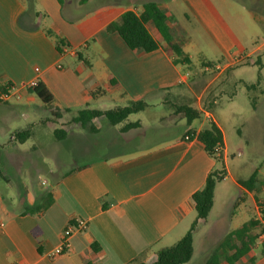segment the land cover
<instances>
[{"label": "crops", "instance_id": "0c3cea01", "mask_svg": "<svg viewBox=\"0 0 264 264\" xmlns=\"http://www.w3.org/2000/svg\"><path fill=\"white\" fill-rule=\"evenodd\" d=\"M147 1L157 3L173 19L172 29L180 28L181 24L176 21L175 11L172 12L168 1L180 3L185 11L182 16L196 23L199 36H204L211 44L212 54L193 50L191 43L180 39L181 48L191 61L190 68L185 69L174 64L162 38L150 23L146 28L159 45L150 53L132 51L116 33L106 32V26L123 12L139 13L141 4ZM223 1L125 0L124 8L118 9L120 1L105 0L84 15L76 7L65 5L64 0H0V90L11 85L18 89L20 99L26 101V109H43L45 116L34 129L41 135L45 129L64 130V139L53 138L62 143L71 139L66 147L69 153L83 146L84 135H95L103 129L112 134L98 151L88 138L87 151L101 154L78 157V162L64 174L48 181H40V175L36 174L31 190L18 187L17 195H12L13 186L5 170L28 162L24 151L18 148L26 141L18 143L13 135L31 130L30 137L40 136L32 130L36 122L28 126L20 124L22 115L14 112L22 108L11 105V100L0 102L10 110L9 119L15 124L11 133L8 130L11 124L0 132V264H128L135 259L152 264L157 251L174 245L194 222L192 195L202 189L211 172L223 170V179L215 185L214 206L216 188L228 179L230 170L226 163L229 148L224 121L212 111V106L225 93L227 85L243 88L247 99L243 107L232 103L230 116L235 120L244 123L246 119L249 123L264 104L263 66L259 58L256 62L251 59L259 56L264 46L247 50L242 41L232 36L223 24V15H219L222 21L216 14ZM230 1L235 4L238 0ZM89 2L79 0L77 3L84 6ZM62 47L67 48L66 54L60 53ZM194 55L198 58L195 63ZM199 62L203 67L208 63L222 67L213 80L216 81V97L208 110L193 107L201 111L197 123L184 121L181 130L173 136L144 147L137 145L146 136L145 123L137 117L140 112L131 115L136 116L134 121L121 123L124 125L111 126L103 117L94 119L95 132L71 122L76 113L86 107L107 111L100 108V104L109 95L126 104L143 101L146 108L162 105L161 94L180 85L187 86L191 81L189 71ZM255 64L259 67L261 83L248 89L257 80L252 71ZM35 79L38 87L51 96V109L34 93L22 88ZM250 92H255L256 96H251ZM52 112L60 119L45 124L44 120L52 119ZM130 123L138 127L123 131L125 124ZM209 123L222 132V170H216V160L195 137L184 139L189 136L188 132L197 133ZM129 142L134 145L124 149L123 144ZM113 144L115 152L106 153L105 149ZM42 164L52 175L48 165ZM253 173L257 174V180L249 189L240 185L245 180H233L239 194L227 197L222 216L208 223L209 213L206 219L197 222L192 233V257L186 264H204L228 233L250 220L258 221L264 229L261 219L264 180L259 178L260 170L255 169L251 175ZM35 208H40V212ZM30 210L32 213L27 212ZM249 210L258 218H248ZM232 211L238 213L233 228L229 219ZM78 219L86 223V229L71 234L68 250L55 255L54 249L60 245L64 229L70 221ZM257 243H260L258 239L237 264H250V258H253L251 264H264L263 251L254 250Z\"/></svg>", "mask_w": 264, "mask_h": 264}, {"label": "rangeland", "instance_id": "374dc122", "mask_svg": "<svg viewBox=\"0 0 264 264\" xmlns=\"http://www.w3.org/2000/svg\"><path fill=\"white\" fill-rule=\"evenodd\" d=\"M65 5H69L72 8H77L80 13L84 12V15L89 14L92 6L99 4L105 0H90V2L84 6H79V0H64ZM82 1V0H81ZM117 8H124L125 0H117ZM235 2V1H234ZM160 3H162L160 1ZM174 13L176 21L181 24V27L176 29L173 27V35L178 39H186L191 43L193 50H202L207 54H212V46L209 44L207 39L199 36V29L196 23L192 20H186L182 14L185 13L184 8L178 2L168 1ZM218 16L220 13L224 17V26L230 30L232 36L243 42L247 50L256 47L264 46V0H238L233 4L230 0H224L219 3ZM135 10V8L133 7ZM220 17V16H219ZM221 19V17H220ZM223 21V19H221ZM175 26V25H174ZM259 58L261 67V74L264 77V51L260 53L259 56H252V61H257ZM197 56L194 55V63L197 60ZM259 67L255 64L253 66V73L257 79V73L259 72ZM187 69V68H185ZM191 75V81L187 86L180 85L175 89H172L166 93H162V105L148 107L143 112L138 113L139 117L143 123H145V134L146 136L142 138L137 144L140 147H144L156 141L166 139L173 136L181 130V125H184L185 118L182 114L176 111V108L182 105H191L196 109L208 110L210 103L216 92V81L214 78L217 76V72L207 73L204 72L202 64L199 62L189 71ZM224 94L218 97L217 104L212 106V111L218 114L224 121V130L226 134V139L228 142V156H227V166L230 170L228 179L221 182L216 188V197L214 200V206L208 217V223H211L218 216H222L224 210L226 209V199L229 196H238L239 191L233 184V180L242 182V180H248L251 173L257 169L260 170L259 178L264 180V104L259 108L257 115L253 119H249V123H246V119L235 120L230 116V111L232 107L237 102L239 106L243 107V104L247 102L244 96V89L239 86H226ZM251 96H256L255 92H250ZM109 97V98H107ZM106 97V100L100 104V108L106 110H112L117 107H123L127 104L119 101V99L111 97L110 95ZM230 99V100H229ZM264 101V100H263ZM234 102V105L232 104ZM40 105V102H38ZM11 105L17 106L20 109L14 113L22 115L20 118V124L28 126L30 123H34L33 131L39 138L35 139L30 137L26 140V144L23 147L18 146V148L23 152V156L27 158L28 162L21 163L19 166L17 164L12 168L5 170V174L11 182L13 188L10 193L12 195H17V188L23 187L27 190H31L32 179L36 174L40 175V181L45 179L50 180L53 177L60 176L64 174L68 167L78 162V157L87 155H98L100 152H90L87 144L90 140L93 144L95 151H98V147L105 145V142L111 137L110 131L99 132L95 135L90 133L84 135L82 138L83 146H79L75 151L69 153L66 147H69V139L66 142H55L53 138L52 130L45 129V133L42 135L37 133L35 127H39L40 119L44 115V110L41 109H26L27 103L24 98L20 100H11ZM28 110V111H27ZM12 112V111H11ZM201 115V111H199ZM10 110L3 104H0V132L11 124L8 130L12 131L14 128L13 120L10 121ZM136 116H128L124 123L129 121H134ZM198 119L193 120L192 125L196 124ZM14 124V125H13ZM124 125V124H121ZM18 129V128H15ZM14 129V130H15ZM25 129V127H22ZM10 131V133H11ZM44 135V136H43ZM1 140V139H0ZM134 145V143L129 142L123 144L124 149H129ZM90 146V145H89ZM136 146V145H135ZM81 148L84 150H81ZM106 148V147H105ZM116 147L113 145L107 150L106 153H114ZM77 151V152H76ZM81 152V153H80ZM79 155V156H77ZM18 156V155H17ZM16 159H18L16 157ZM43 163L48 165L49 170L53 172L52 175L47 172L43 166ZM17 163V162H16ZM20 167V168H19ZM223 163L216 162V170H222ZM224 177V174L221 175ZM2 187L0 186V189ZM260 199L261 195H260ZM240 200V199H239ZM245 200V198H244ZM238 201V200H237ZM234 209V208H233ZM248 218L257 219V214L248 211ZM238 218V213L236 214L232 211L229 217L232 220L231 226L234 227ZM223 225V224H221ZM229 225V222H228ZM261 228L257 227L255 232L258 233ZM255 252H261L262 247L260 243L254 246ZM247 264V262L243 263Z\"/></svg>", "mask_w": 264, "mask_h": 264}, {"label": "trees", "instance_id": "16d2710c", "mask_svg": "<svg viewBox=\"0 0 264 264\" xmlns=\"http://www.w3.org/2000/svg\"><path fill=\"white\" fill-rule=\"evenodd\" d=\"M82 1L84 2L85 0ZM103 11L104 9L101 12ZM97 15L99 16V14ZM148 23H150L159 33L165 44L166 52L173 57L174 64L189 69L191 61L181 48L182 41L173 35V19L168 17L166 12L153 1L142 3L141 11L139 13L131 10L123 12L116 21L110 22L105 30L109 34L116 33L128 49L141 53H150L157 50L159 45L148 32L146 28ZM260 83L261 77L258 72L256 83L247 88L254 89L256 86H259ZM7 87H11V85L3 87L1 90H4ZM28 91H31L40 98L46 108L51 109V96L44 90H41L38 87V84L35 88ZM146 107L147 104L143 101L130 102L126 106L117 107L107 111L91 110L86 107L78 111L76 116L71 119V122L79 124L82 128L88 129L91 132H95L96 130L92 124L94 119L103 117L109 125L115 126L124 123L128 116L141 112ZM176 111L183 115L188 124L193 120L198 119L200 116L199 111L189 105L179 106L176 108ZM57 119H60V116L57 113L52 112V119H46L43 122L45 124H51L53 120ZM136 127H138V125L135 123L125 124L122 130L127 131ZM30 134L31 130H26L21 133H16L13 136L16 142L24 143L30 138ZM188 135L190 138L195 137L196 140L204 146L205 151L214 157L216 162L222 161L223 136L221 130L215 124L209 123L203 130L197 133L188 132ZM53 136L56 140H62L65 137V132L60 128L55 129L53 131ZM216 147L220 148L218 153L215 151ZM222 174L223 170L211 172L202 189L192 195L191 199L196 214L194 222L184 236L174 245L157 251L156 260L152 264H186L190 261L193 253L192 233L197 222L206 219L210 213L213 206L215 185L223 179L221 176ZM256 177L257 174L253 173L248 180L242 182L240 185L249 189L256 182ZM35 209L40 212V210H43L44 208ZM27 212L32 213V210ZM261 219L264 220V211L261 212ZM73 223V221H70V224ZM257 227L261 228L260 223L258 221L250 220L243 224L239 229L228 233L213 249L204 264H237V262L249 254L253 244L263 232V228H261L259 232L256 233L255 230ZM262 251L264 253V243L262 244ZM249 263H253V258L249 259ZM128 264L146 263L139 259H135Z\"/></svg>", "mask_w": 264, "mask_h": 264}, {"label": "built area", "instance_id": "2783aa9c", "mask_svg": "<svg viewBox=\"0 0 264 264\" xmlns=\"http://www.w3.org/2000/svg\"><path fill=\"white\" fill-rule=\"evenodd\" d=\"M68 52L66 47H62L61 48V54H66ZM222 69V67L219 64H207L203 67L204 72L207 73H212V72H219ZM36 72H38V69H35ZM38 84V80L35 79L31 82H29L26 85H23V89L28 91V90H32L33 88H35ZM19 100L20 99V94L18 89H16L15 87L11 86V87H7L4 90L0 91V102H8L10 100ZM185 140H190V136H185L184 138ZM215 151L218 153L220 151L219 147L215 148ZM73 224H68L63 232V235L61 236V243L60 245L54 249V254L55 255H61L64 254L69 247V237L71 236V234L73 233H80L83 232L86 229V223L81 220H74ZM259 242L261 244L264 243V229L263 232L260 234L259 238H258Z\"/></svg>", "mask_w": 264, "mask_h": 264}]
</instances>
